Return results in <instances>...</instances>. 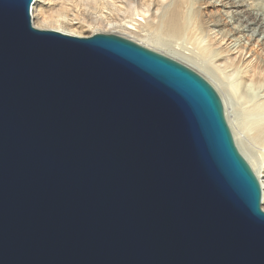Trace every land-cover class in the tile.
I'll list each match as a JSON object with an SVG mask.
<instances>
[{
	"label": "water",
	"instance_id": "water-1",
	"mask_svg": "<svg viewBox=\"0 0 264 264\" xmlns=\"http://www.w3.org/2000/svg\"><path fill=\"white\" fill-rule=\"evenodd\" d=\"M0 0V264H264L263 190L217 89L117 32Z\"/></svg>",
	"mask_w": 264,
	"mask_h": 264
},
{
	"label": "bare ground",
	"instance_id": "bare-ground-1",
	"mask_svg": "<svg viewBox=\"0 0 264 264\" xmlns=\"http://www.w3.org/2000/svg\"><path fill=\"white\" fill-rule=\"evenodd\" d=\"M72 1L34 0L31 7L34 26L40 29H52L68 35L85 37L97 32H117L101 29L98 26L104 24V22L107 24L110 21L120 23L121 16L127 14L122 19L129 17V21L122 22V26L129 29V31L117 33L126 35L145 46L164 52L179 60L182 58L181 61L183 62L187 60L186 57H193L194 49L199 54L204 55V58H208L207 61L210 59L211 63L208 62L210 64L209 72L202 67H197L195 64L185 63L204 74L220 91L225 103L227 119L237 145L260 179L264 207V153L262 154L263 151L260 150L262 155H258L249 149L247 150L241 130L230 115L228 94H226L224 86L218 84L210 74L224 73L230 69L235 75L239 74L244 77L248 81L247 86L251 90L248 94V101H254L252 103L253 108H264V62L260 60L254 62L253 59L246 57L248 52L245 51L242 45H231L229 42L235 35L242 34L243 31L247 30L264 38V4L257 3V8H250L247 0H232L229 3L230 7L225 9L222 15L200 18L196 12L185 10L186 7L192 6L195 0H175L168 5H164L165 0H84L85 7L82 8L78 5L69 8L68 5ZM203 1L205 0H198V2ZM207 1H209L208 5L220 6L221 8L227 4L225 0ZM91 7L94 8V11H90ZM55 8L57 9L55 10ZM105 9L109 11H105ZM79 10H84V12H79ZM52 11L58 12L57 15L53 16ZM97 11H102L101 15H97ZM151 17L158 19L157 22L155 21L157 24L154 23L158 26L159 31L162 30L173 37L183 38L190 46L183 48V45L182 47L177 45L181 39H176L178 43L175 42L176 40L174 41L176 45L153 41L149 37L150 33L145 32V27L150 22L152 23ZM227 25L228 28H226ZM85 27L91 29L88 35L85 34ZM131 34H134V36H130ZM253 87H256L257 93L256 90L253 91ZM254 129L255 137L260 141L259 143H261L264 150V123H259Z\"/></svg>",
	"mask_w": 264,
	"mask_h": 264
},
{
	"label": "rangeland",
	"instance_id": "rangeland-1",
	"mask_svg": "<svg viewBox=\"0 0 264 264\" xmlns=\"http://www.w3.org/2000/svg\"><path fill=\"white\" fill-rule=\"evenodd\" d=\"M171 1L173 2L175 0H165L166 4L164 3V5H168L169 3H171ZM195 1H197V2H195ZM195 1H194V4H192V6L186 7L185 10H187L188 12H193V13L196 12L200 18H204L205 16H211V15H219L220 16V15H222L224 10L230 7L229 3L232 0H225V2L227 4L222 8L220 6L208 5L209 1H207V0H205L203 2H198V0H195ZM247 2H249L248 4H249L250 8L251 7L257 8L258 4H261V3L264 4V0H247ZM78 5L82 6V8L85 7L84 0H73L72 2H70V5H68V7L72 8V7H76ZM56 9L57 8H55V10ZM77 9H79V7H77ZM90 11H94V8L91 7ZM105 11H109V10L105 9ZM79 12H84V10H81V11L79 10ZM57 13L58 12H54V11L51 12V14L53 16H56ZM101 13H102V11L96 12L97 15H101ZM125 16H127V14L126 15L124 14L123 16H121V22L120 23L115 22V21H110V22H107V24H105L106 22H104V24H101L100 26L97 25V26L101 29L104 28V29L109 30V31H117V32L126 31L127 32V31H129V29H126V28H124V26H122V22L129 21V19H128L129 17H126L127 19H122ZM151 18H152L151 19L152 23L150 22L145 27V29H146L145 32L150 33L149 37L155 42H160V43L169 44V45H176V43H178L177 40H179L181 38H179L177 36L173 37L172 35L166 34L162 30L159 31L158 26L156 25L157 24L156 22L158 19L155 17L154 18L156 20L153 17H151ZM111 22H113V23L110 25L109 23H111ZM97 26H95V27H97ZM226 28H228V25L226 26ZM226 28H224V29H226ZM84 30H85L86 35H88V33L91 31L90 28L86 29V27ZM238 35H235L233 37V39L229 40L230 44L231 45H234V44L242 45V47L245 48V51L248 52L246 55L247 58L253 59L254 62H256L257 60L264 62V38H262L261 35L254 34L250 30L243 31L242 34L240 33ZM130 36H134V34H131ZM182 40L185 44L182 42ZM179 42L180 43H178L177 45H179L180 47H182V45H183V48L190 46L189 44H187V41H184L183 38L181 40H179ZM178 58H181V57H178ZM186 59L187 60L185 62H187L191 65L195 64L197 67H202V68L206 69L208 72L210 71V69H209L210 68L209 63H211L210 59H209V61H207L208 58H206V57L204 58V55L199 54L197 52V50L194 49L193 57H186ZM181 60H182V58H181ZM218 73L219 72H217L215 74H213V73H210V74H212L213 78L216 79L218 84L220 83L221 86H224L223 88H225L224 90L226 91V94H228L227 97H228V102H229V112H230L231 117L234 119L235 123H237V125L239 126V128L241 130V133H242L241 135L244 138V144L246 145L245 147L247 148V150L249 149L250 151H252L255 154L259 155V154H261L260 153L261 151H263L262 152V154H263L264 153L263 147H262L261 143H259L260 141L257 140V138L255 137V132H254L255 129L254 128L259 123H264V108H258V109H256L257 107L253 108L254 106L252 107V103L254 101L253 102L248 101L249 100L248 94H250L251 90L247 86L248 81L244 77L240 76L239 74L235 75V73H233V71H230V69H228L227 72H224V73L220 72L219 74ZM201 75H203L207 80H209L204 74H201ZM210 82L213 84L212 81H210ZM213 86H214V84H213ZM254 90H256V87L255 88L253 87V91ZM217 91L221 95V93L218 89H217ZM255 92L257 93L258 90H256ZM221 97H222V95H221ZM256 102H259V101H256ZM254 104H256V103H254ZM254 125H255V127H253ZM262 206H263V203H262Z\"/></svg>",
	"mask_w": 264,
	"mask_h": 264
}]
</instances>
